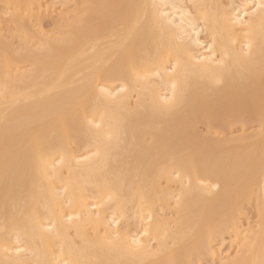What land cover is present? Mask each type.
I'll return each mask as SVG.
<instances>
[{"label": "bare ground", "instance_id": "1", "mask_svg": "<svg viewBox=\"0 0 264 264\" xmlns=\"http://www.w3.org/2000/svg\"><path fill=\"white\" fill-rule=\"evenodd\" d=\"M40 1L0 3L22 31ZM86 4L68 38L30 56L0 26V264H180L237 232L239 200L259 189L236 264H264L262 169L200 170L181 135L211 110L225 128L264 119V0ZM158 204L179 216L173 231Z\"/></svg>", "mask_w": 264, "mask_h": 264}, {"label": "rangeland", "instance_id": "2", "mask_svg": "<svg viewBox=\"0 0 264 264\" xmlns=\"http://www.w3.org/2000/svg\"><path fill=\"white\" fill-rule=\"evenodd\" d=\"M87 1L41 0L32 6L29 13L25 14L22 31H18L11 21V11H7L4 5L0 3V26L1 32L4 34L3 36L1 33L4 37L2 39L16 53L30 56L32 50L48 47L47 40L48 42L51 39L52 41H62L66 37L68 38L69 35L67 36L66 33L70 31L72 25L78 23L76 19L85 15V11H82L88 6ZM19 66L21 68L20 73L31 69L29 63H22ZM217 111L221 112L222 110L203 112L191 122V127H185L182 131V137L196 151V168L202 170L209 162H217L222 165V170L229 175L228 181L234 180L231 176L235 175H238L239 179H244L246 172L252 166L259 168V170L262 169L261 172L264 173V123L262 122L264 119H256V122H253L251 119L243 118L244 123L241 119L236 124L225 128L218 126L216 122L211 120ZM218 148L222 149L214 151ZM262 186L264 185H260V187ZM177 190H180V187ZM259 190L251 199L243 198L239 200L240 214L236 220L237 232L226 234L225 239L222 241L213 242V249L212 251L209 250V253L204 252L201 256L196 254L192 258L181 253L180 264H236V260L244 252L242 250L247 247L245 245L251 242L253 232L259 229L258 224L261 220L258 208ZM155 212L159 220L166 221L168 230L173 231L175 229L173 223L179 216L172 207L161 208V205L158 204L155 206ZM133 224L131 220H123L119 224V231L133 234L136 232V226L134 227ZM236 233H239L240 236ZM233 237H237V240ZM193 241V239L187 240L186 246L192 245ZM151 243L152 249L156 250L158 248L157 243L154 241ZM169 247L173 249V243L170 242Z\"/></svg>", "mask_w": 264, "mask_h": 264}]
</instances>
